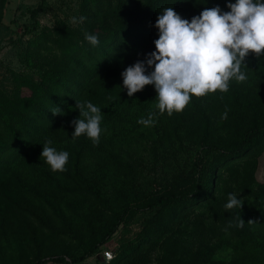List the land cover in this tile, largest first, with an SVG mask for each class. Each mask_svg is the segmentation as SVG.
<instances>
[{"label": "trees", "instance_id": "trees-1", "mask_svg": "<svg viewBox=\"0 0 264 264\" xmlns=\"http://www.w3.org/2000/svg\"><path fill=\"white\" fill-rule=\"evenodd\" d=\"M31 1L35 5L26 10L33 19L24 27L30 37L19 55L23 70L12 72L10 90L0 86V233L35 221L40 227H28L25 237L48 235L62 250L47 248L14 264L85 261L132 210L147 217L136 241L101 264H208L223 246L232 257L216 264H264V178L258 165L264 153V54L245 57V81L233 78L227 92L193 96L170 117L144 101L156 98L153 85L129 97L121 76L155 51L154 25L164 9L190 22L206 8L227 12L235 0H80L82 24L61 20L42 29L37 14L48 0ZM6 3L0 0V32ZM86 32L98 37V46L85 40ZM76 101L101 109L97 145L86 135L71 138V122L79 118ZM54 108L62 115H53ZM226 110L227 119H221ZM133 112L155 113L151 150L163 177L148 190L131 189L126 181L110 190L109 170L118 164L124 174L127 166L117 160L107 129ZM49 139L50 147L69 153L64 172H52L40 157ZM229 194L242 199L240 209H225ZM239 216L243 228L235 227ZM20 234L14 242L24 238ZM76 248L79 257L72 255Z\"/></svg>", "mask_w": 264, "mask_h": 264}, {"label": "clouds", "instance_id": "clouds-1", "mask_svg": "<svg viewBox=\"0 0 264 264\" xmlns=\"http://www.w3.org/2000/svg\"><path fill=\"white\" fill-rule=\"evenodd\" d=\"M227 8L230 9L227 12H221L219 6L206 8L190 22L171 7L164 9L154 25L159 33L154 41L155 51L121 73L127 95L132 97L146 85H153L157 93L156 108L160 114L166 112L170 117L173 112L183 111L193 96L203 97L217 90L227 92L233 78L237 82L245 81L246 75L241 72L245 57L249 53L257 57L264 54V2L235 0V3H228ZM85 19L84 16L72 17L71 22L82 24ZM85 40L93 47L99 45L96 35L86 32ZM146 68L152 71L146 74ZM75 107L79 110V118L71 122L74 126L71 138L75 140L86 135L97 145L101 109L89 101H76ZM52 114L62 115L59 108H54ZM154 115L150 113L137 123L153 126ZM221 119H227V110ZM51 144L50 139L46 140L40 157L52 172L66 171L69 153L58 152L49 146ZM242 204V199L229 194L224 207L226 210L240 209ZM244 224L239 216L235 227L243 228Z\"/></svg>", "mask_w": 264, "mask_h": 264}, {"label": "rangeland", "instance_id": "rangeland-1", "mask_svg": "<svg viewBox=\"0 0 264 264\" xmlns=\"http://www.w3.org/2000/svg\"><path fill=\"white\" fill-rule=\"evenodd\" d=\"M15 2L16 0H9ZM26 4H33L35 2L30 0L24 1ZM80 0H48L45 8L37 14L38 28H51L57 21L64 20L70 25H75L71 22L72 17H77ZM23 9H16L13 5H8L6 9L5 22L9 27H4L0 32V86L10 90L12 72H19L23 70L20 64V51L22 45L28 40L30 35H25L24 27L30 25L33 17L26 10L27 5H23ZM20 38V39H19ZM18 39L20 40L18 42ZM3 43H6L3 44ZM145 102H155L157 99L147 96ZM150 113L138 114L136 112L130 113L125 118H116L113 125L107 129L108 135L113 138L115 143V155L117 160L124 162L127 166L126 172L123 174L122 170H118V164L109 169V175L105 180L108 188L113 190L115 187L121 185L123 181L129 182L131 189L148 190L150 186L155 188L161 182L163 173L160 164L157 163V157L153 154L151 147L154 144L157 136V126H144L137 121L140 118H147ZM154 119V116H153ZM116 161V162H118ZM258 165L261 168L260 177L264 178V153L259 158ZM35 185L40 186L38 183ZM41 187V186H40ZM146 214L139 210H132L121 222L114 234L108 241L99 248H106L112 250L116 255L122 245L126 243L135 242L138 234L142 230L143 224L146 220ZM31 224V225H30ZM28 227H40L37 222L26 223L24 225H17L11 229H7L0 233V264H14L26 259H32L37 254L48 252L47 248H53L60 252L58 243L50 236L44 239L33 241L31 237H25V233H30ZM24 238L16 242L13 238L20 235ZM70 242V241H69ZM75 243L71 240L70 243ZM70 245L66 243V247ZM99 253L98 250L94 253ZM158 250L151 252V259L154 260L157 256ZM82 254L81 249L72 250V255L79 257ZM233 251L227 246H223L217 250L213 259L208 264H216L220 261H229L232 257ZM99 260V255L95 257ZM84 260L76 264H83ZM44 264H52L47 262ZM57 264V263H55ZM88 264H94L89 261Z\"/></svg>", "mask_w": 264, "mask_h": 264}, {"label": "built area", "instance_id": "built-area-1", "mask_svg": "<svg viewBox=\"0 0 264 264\" xmlns=\"http://www.w3.org/2000/svg\"><path fill=\"white\" fill-rule=\"evenodd\" d=\"M98 252L99 253L93 254L90 257L86 258L83 264H88L89 261H93L94 264L109 263L115 258V254L110 249L99 248ZM96 255H99V260L95 258ZM52 264H55V263H52Z\"/></svg>", "mask_w": 264, "mask_h": 264}, {"label": "crops", "instance_id": "crops-1", "mask_svg": "<svg viewBox=\"0 0 264 264\" xmlns=\"http://www.w3.org/2000/svg\"><path fill=\"white\" fill-rule=\"evenodd\" d=\"M25 0H16L15 2H11V1H9V0H7V3H6V5H5V9H4V17H3V21H2V30L4 29V27L6 26V27H9V25L8 24H6V22H5V17H6V9L8 8V5H13V6H15L16 7V9H23V5H27V7H30V6H32L33 4H26L25 2H24ZM31 1V0H30ZM35 2V1H34ZM35 5V4H34ZM1 30V31H2ZM1 34V33H0ZM0 39H1V36H0Z\"/></svg>", "mask_w": 264, "mask_h": 264}]
</instances>
